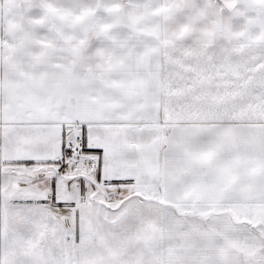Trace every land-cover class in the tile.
<instances>
[{"label": "snow or ice", "instance_id": "obj_1", "mask_svg": "<svg viewBox=\"0 0 264 264\" xmlns=\"http://www.w3.org/2000/svg\"><path fill=\"white\" fill-rule=\"evenodd\" d=\"M20 2L30 26L0 27V264H84L85 238L119 264L100 245L130 206L197 205L264 264V0Z\"/></svg>", "mask_w": 264, "mask_h": 264}, {"label": "crops", "instance_id": "obj_2", "mask_svg": "<svg viewBox=\"0 0 264 264\" xmlns=\"http://www.w3.org/2000/svg\"><path fill=\"white\" fill-rule=\"evenodd\" d=\"M35 11L36 9L27 3L11 0L7 7L0 9V27L10 26L12 31L19 35L30 26L29 18ZM21 13L25 17L23 23L19 22ZM235 22L236 26L244 25L246 28L252 24V21L241 15L236 17ZM86 30L90 42L96 43L102 39L98 35L96 22L89 23ZM45 31L47 29L41 30L42 33ZM258 34H264V23L263 26L255 25L250 29V47L253 49L256 47L255 38ZM149 208L140 209L138 217L150 224L151 219L157 217L155 222L162 229V236L159 234L158 252L151 264H241L242 259L248 260L252 256L251 253L243 252L235 243L222 239L217 230L223 229L229 222H234V214L217 215L215 211L209 212L205 206L197 205L186 213L181 210L179 222H165L160 218L159 206ZM145 256L147 258H144ZM151 258L152 255L148 254L141 239L125 238L119 232V263L149 264Z\"/></svg>", "mask_w": 264, "mask_h": 264}, {"label": "rangeland", "instance_id": "obj_3", "mask_svg": "<svg viewBox=\"0 0 264 264\" xmlns=\"http://www.w3.org/2000/svg\"><path fill=\"white\" fill-rule=\"evenodd\" d=\"M200 2L201 0H197V3ZM209 14L211 13L209 12ZM231 15H232V23L236 25L235 19L238 16V14L233 13ZM194 23L197 24L200 23L198 17L195 18ZM256 26H263V23H257ZM217 37L219 40H223V42L226 43L229 42L227 33L224 32L218 33ZM148 209L150 208L148 207ZM139 211L140 209L134 206H130L128 210L120 216L119 221L114 228L105 229V235L110 244V247L106 248L103 244H101L100 250L106 262L108 261L109 256L114 257L119 262V232H121L125 238L128 237L131 239L138 238L143 241V246L146 248L148 254L152 255L149 264H151L153 257L156 258L159 247V234L152 235L146 232V230H143L145 229L146 224H150V222L148 223L146 221H141L140 217H138ZM156 219L158 218L153 217L151 219L152 224H156L155 222ZM49 242L53 243V237L51 235H49ZM12 243H14L17 248L23 249V244L21 241L13 239ZM32 255L35 256V254ZM144 258H147V256H145ZM82 259L84 261V264H98L97 259L92 255V246L87 240V238H85L84 241V252ZM122 264H136V263L123 262Z\"/></svg>", "mask_w": 264, "mask_h": 264}, {"label": "clouds", "instance_id": "obj_4", "mask_svg": "<svg viewBox=\"0 0 264 264\" xmlns=\"http://www.w3.org/2000/svg\"><path fill=\"white\" fill-rule=\"evenodd\" d=\"M5 7H7V4L5 5Z\"/></svg>", "mask_w": 264, "mask_h": 264}]
</instances>
